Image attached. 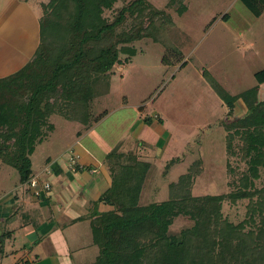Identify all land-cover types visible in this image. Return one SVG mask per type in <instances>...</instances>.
Returning <instances> with one entry per match:
<instances>
[{"label": "rangeland", "instance_id": "374dc122", "mask_svg": "<svg viewBox=\"0 0 264 264\" xmlns=\"http://www.w3.org/2000/svg\"><path fill=\"white\" fill-rule=\"evenodd\" d=\"M28 1L38 16L42 15V4L48 2ZM132 1L116 0L103 16L115 20L121 8ZM15 2L0 0V57L6 51L14 52L13 39L23 15L22 10L15 8ZM146 3L150 8L145 15L137 19L136 13H126L115 28L138 37L128 43L135 54L120 53V63L114 65L106 90L91 103L93 116L103 111L107 114L92 123L89 131L79 121L51 115L49 121L54 130L48 132L30 156L32 167L38 169L47 156L67 153L78 144L90 149L95 158L92 165L98 171L99 166L106 165L109 172L111 162L134 161V157L120 151H133L148 164L139 205L168 199L171 186L180 176L191 172L190 194L226 195L221 213L230 222L239 223L247 217L249 199L232 201L227 194L238 188L248 164L240 157L241 140L237 135L233 138L236 154L227 151V124L243 121L246 116L248 107L241 96L246 90L256 91L257 103L264 101V10L255 15L246 0ZM182 5L185 10L178 13ZM67 47L72 50V43ZM217 89L236 96L229 116ZM258 173L250 190L264 189L263 166ZM98 199L86 204L83 221L65 230L77 264L93 261L99 252L92 243L91 221L108 208ZM255 219L258 221L257 214ZM193 224L194 219L179 214L173 218L167 234L179 237ZM249 228L245 226V230ZM16 242L24 243L19 238ZM43 251L45 255L49 253Z\"/></svg>", "mask_w": 264, "mask_h": 264}, {"label": "trees", "instance_id": "16d2710c", "mask_svg": "<svg viewBox=\"0 0 264 264\" xmlns=\"http://www.w3.org/2000/svg\"><path fill=\"white\" fill-rule=\"evenodd\" d=\"M246 1L255 15L264 10V0ZM115 2L43 3L36 50L21 68L0 77V169L13 168L20 183H27L34 174L30 156L54 129L51 115L74 119L89 128L107 114L103 111L93 116L91 103L106 90L114 65L120 63V53L135 54L128 43L138 37L115 28L126 13H136L140 19L150 8L146 0H133L109 21L103 13ZM184 10L182 5L178 13ZM217 93L231 115L236 96L220 89ZM241 96L247 114L243 121L227 124L226 148L236 154L233 138L237 135L240 157L246 159L248 169L239 178L238 188L227 195L232 201L248 197L246 219L234 224L223 217L224 194L192 196L191 172L171 186L168 199L139 205L148 164L137 158L136 152L128 151L134 161L111 162L109 167L111 186L98 199L108 209L91 221L92 243L99 252L84 264H264V189H249L259 176L258 168L264 167V108L259 107H264V101L257 103L254 89ZM179 214L194 219L193 226L179 237L168 235L169 225ZM14 264L31 263L21 259Z\"/></svg>", "mask_w": 264, "mask_h": 264}, {"label": "crops", "instance_id": "0c3cea01", "mask_svg": "<svg viewBox=\"0 0 264 264\" xmlns=\"http://www.w3.org/2000/svg\"><path fill=\"white\" fill-rule=\"evenodd\" d=\"M15 3L23 15L19 17V31L13 39L14 52L8 54L5 49V56L0 57V77L21 68L39 43L38 14L29 1ZM69 150L77 156L74 168L68 162ZM69 150L47 156L38 169L32 167L31 160L33 176H39L51 186L40 196L34 195L27 183L18 181L13 168L0 169V264H14L21 259L31 264H77L65 230L84 220L86 204L98 199L111 186V179L106 165L99 166L100 171L92 165L95 158L87 146L74 144ZM96 172L99 173L95 175ZM18 238L24 243L17 244ZM43 250L49 253L45 255Z\"/></svg>", "mask_w": 264, "mask_h": 264}, {"label": "built area", "instance_id": "2783aa9c", "mask_svg": "<svg viewBox=\"0 0 264 264\" xmlns=\"http://www.w3.org/2000/svg\"><path fill=\"white\" fill-rule=\"evenodd\" d=\"M68 162L72 168L77 164V156L72 150H69L68 152ZM27 184L36 196H40L42 192L48 191L51 187L49 182L40 180L39 176L36 175L32 176Z\"/></svg>", "mask_w": 264, "mask_h": 264}]
</instances>
